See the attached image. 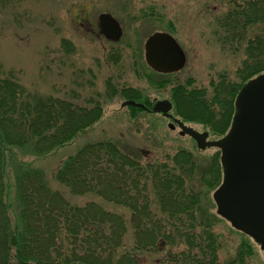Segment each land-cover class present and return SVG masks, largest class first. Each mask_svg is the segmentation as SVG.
<instances>
[{
  "label": "trees",
  "instance_id": "trees-1",
  "mask_svg": "<svg viewBox=\"0 0 264 264\" xmlns=\"http://www.w3.org/2000/svg\"><path fill=\"white\" fill-rule=\"evenodd\" d=\"M219 1H226L230 7L215 16L218 42L236 49L237 42L243 41L245 57L236 70L237 80L220 74L210 80L209 94L204 86L189 88L191 79L174 83L173 74H158L151 69L150 73L146 64L140 67L135 59L136 71L139 74L138 69H144L153 87L172 83L170 98L176 115L203 125L216 136L229 129L239 90L264 72V0ZM8 2L0 0V5ZM252 28L257 31L248 34ZM63 45L73 48L67 40ZM117 94L147 106L152 104L139 88L118 89L108 83L107 95ZM128 108L133 116L144 111L133 105ZM102 116L99 101L81 105L64 97L41 95L28 90L14 74L5 76L1 72L0 264H142L137 251L157 250L160 238L174 245L179 237L187 249L174 255L175 264H224L219 261L220 245L213 230L216 215H209L202 207L205 194L193 183L199 167L190 151L143 160L140 150L104 139L83 144L61 162L54 177L72 194L94 193L131 209L135 246L132 252L121 253L118 249L126 229L122 214L108 211L95 201L83 206L71 204L59 190L52 189L42 168L23 161L16 153L45 156L73 141ZM10 169L15 208L9 199ZM199 172L208 189L218 187L222 180L220 151L207 160L206 167L200 166ZM154 198L160 212L154 209ZM252 253L251 245L243 241L236 256L225 264H248Z\"/></svg>",
  "mask_w": 264,
  "mask_h": 264
},
{
  "label": "rangeland",
  "instance_id": "rangeland-1",
  "mask_svg": "<svg viewBox=\"0 0 264 264\" xmlns=\"http://www.w3.org/2000/svg\"><path fill=\"white\" fill-rule=\"evenodd\" d=\"M226 7H230L229 3L219 0H10L0 5V75L1 72L5 76L12 73L28 90L41 95L52 94L81 105H87L89 100L102 103V118L78 133L70 143L45 156L16 153L23 161L42 168L52 189L59 190L71 204L83 206L95 201L108 211L122 214L126 229L118 253L132 252L135 246L131 209L94 193L74 195L55 179L54 173L61 162L83 144L104 139L140 150L143 160L165 159L179 150H187L193 154L197 168L206 167L217 148L200 150L193 138L180 133L178 125L170 128L171 120L162 114L141 111L133 116L128 107L121 106L125 98L118 94L109 97L107 90L108 83L118 89L132 86L142 90L151 103L170 99L172 83L155 88L144 76V69H138L139 74L136 71L135 59L140 67L146 64L144 43L147 36L157 30L172 33L187 55L185 67L172 76L174 83L191 79L189 88L204 86L212 94L210 80H216L220 74L237 80L236 70L245 57L243 41L237 42L236 49L223 46L218 42L214 24L216 14ZM106 12L122 24L124 34L119 41L110 40L100 31L98 18ZM256 31L252 28L248 34ZM64 40L71 42L73 48L65 49ZM146 69L152 72L148 66ZM185 123L199 132L209 130L195 122ZM210 138L218 136L211 134ZM199 168L195 177L193 175V183L205 194L202 207L209 215H216L212 223L220 245L219 261L225 264L233 259L240 244L246 241L253 248L248 264H264V250L216 213L215 187L208 189V184L200 180ZM7 182L10 183L9 199L15 208L12 169ZM153 201L154 209L160 212L155 198ZM179 238L174 245L160 238L157 250L137 251L142 264H175L174 255L187 249Z\"/></svg>",
  "mask_w": 264,
  "mask_h": 264
},
{
  "label": "water",
  "instance_id": "water-1",
  "mask_svg": "<svg viewBox=\"0 0 264 264\" xmlns=\"http://www.w3.org/2000/svg\"><path fill=\"white\" fill-rule=\"evenodd\" d=\"M104 35L118 41L123 35L120 22L110 13L99 16ZM145 60L158 72L169 73L182 69L186 54L173 35L164 31L152 33L145 41ZM145 107L135 100H125L122 106ZM236 112L228 134L219 140H209L208 132H198L180 119L175 122L182 134L196 139L200 148L220 147L224 179L215 191L218 212L232 224L252 235L264 247V73L250 80L240 90L235 101ZM172 102L158 100L153 111L169 112ZM170 123V127H174Z\"/></svg>",
  "mask_w": 264,
  "mask_h": 264
}]
</instances>
